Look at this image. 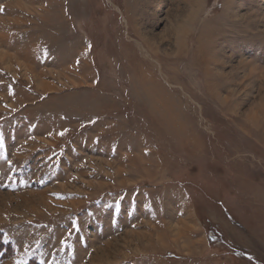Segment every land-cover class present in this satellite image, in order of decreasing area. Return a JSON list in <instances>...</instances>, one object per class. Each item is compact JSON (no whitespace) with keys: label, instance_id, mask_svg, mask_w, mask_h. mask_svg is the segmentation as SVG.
I'll list each match as a JSON object with an SVG mask.
<instances>
[{"label":"rangeland","instance_id":"374dc122","mask_svg":"<svg viewBox=\"0 0 264 264\" xmlns=\"http://www.w3.org/2000/svg\"><path fill=\"white\" fill-rule=\"evenodd\" d=\"M0 264H264V0H0Z\"/></svg>","mask_w":264,"mask_h":264},{"label":"bare ground","instance_id":"6f19581e","mask_svg":"<svg viewBox=\"0 0 264 264\" xmlns=\"http://www.w3.org/2000/svg\"><path fill=\"white\" fill-rule=\"evenodd\" d=\"M160 42H161V37L160 36H155V40L153 41V44L155 45V46H160L159 44H160ZM149 44V43H148ZM149 47H151L152 46V44H149L148 45ZM164 47V46H163ZM181 61V60H180ZM181 232V231H180ZM140 241V240H139ZM138 243V242H137Z\"/></svg>","mask_w":264,"mask_h":264}]
</instances>
